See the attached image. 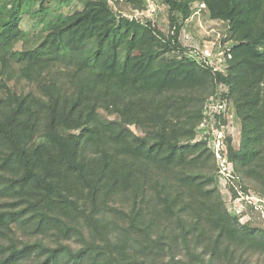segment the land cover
Listing matches in <instances>:
<instances>
[{"label":"trees","instance_id":"trees-1","mask_svg":"<svg viewBox=\"0 0 264 264\" xmlns=\"http://www.w3.org/2000/svg\"><path fill=\"white\" fill-rule=\"evenodd\" d=\"M154 1L0 0V264H264V0Z\"/></svg>","mask_w":264,"mask_h":264},{"label":"rangeland","instance_id":"rangeland-1","mask_svg":"<svg viewBox=\"0 0 264 264\" xmlns=\"http://www.w3.org/2000/svg\"><path fill=\"white\" fill-rule=\"evenodd\" d=\"M151 1L153 3V8L150 9L149 14H151V16L149 17L153 18V21L165 33H168L166 7L162 5L160 2H156L154 0ZM22 26L26 31L31 32L34 28V22L31 20L29 16L26 15L23 18ZM216 30H218V28L214 24V22L210 20L208 14L206 12L200 11L195 15V18L193 19V22L191 24H186L185 29L181 35V39L184 44L195 47L197 51L207 56L211 64L217 67H223L222 59L224 52L221 50V48L219 47V45L216 43L215 40H211L207 38L210 36L213 37L214 36L213 33ZM228 114L230 118L229 125L225 126L222 132L220 131L221 133L218 132L217 130L213 131L214 136H213V140L211 141V145L213 146L215 144L214 148L215 146L216 147L221 146L223 148V139L225 135H232L234 145L236 147H240V143H241L240 121L236 117L235 112L232 109L229 110ZM115 119L123 123H128V121L134 120V116L130 114H121V115H116ZM134 129H136L139 135L141 136L143 135V133L135 126ZM220 141L222 143L221 145H220ZM223 171L225 172L224 168L222 172ZM224 175L228 176V173L225 172ZM226 183H227V178H222L221 188L225 196V199L227 201L229 209L241 221H247L249 219V216L247 209L245 207V203L242 200V197L239 196L233 200L226 187ZM246 198H248L250 201H253L254 203L260 202V199L254 193L252 196H248ZM263 215H264V208H263Z\"/></svg>","mask_w":264,"mask_h":264},{"label":"built area","instance_id":"built-area-1","mask_svg":"<svg viewBox=\"0 0 264 264\" xmlns=\"http://www.w3.org/2000/svg\"><path fill=\"white\" fill-rule=\"evenodd\" d=\"M149 1V9H148V11H146V12H136L135 13V15H134V17H136V18H138V17H140L141 15H145V16H151V14H149V12H150V9H152L153 8V3H152V1L151 0H148ZM211 108H210V111H208V113L210 114V116L212 117L211 118V120L213 119V117H214V113L215 112H220V110H221V108H222V106H219L218 104H216V103H214V102H212L211 104ZM214 130H216V129H214ZM213 130V131H214ZM221 133V132H220ZM222 143H221V141H220V145H221ZM215 145V144H214ZM223 148L221 147V146H219V147H216L215 146V150H216V155H218L217 156V158L219 157V160L221 159V157H222V155H221V150H222ZM223 173H225L224 171H223Z\"/></svg>","mask_w":264,"mask_h":264}]
</instances>
